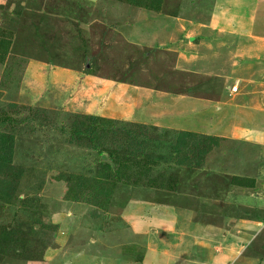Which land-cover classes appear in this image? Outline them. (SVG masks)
I'll return each instance as SVG.
<instances>
[{
    "label": "rangeland",
    "instance_id": "1",
    "mask_svg": "<svg viewBox=\"0 0 264 264\" xmlns=\"http://www.w3.org/2000/svg\"><path fill=\"white\" fill-rule=\"evenodd\" d=\"M214 2L0 0V264H264V24Z\"/></svg>",
    "mask_w": 264,
    "mask_h": 264
},
{
    "label": "crops",
    "instance_id": "2",
    "mask_svg": "<svg viewBox=\"0 0 264 264\" xmlns=\"http://www.w3.org/2000/svg\"><path fill=\"white\" fill-rule=\"evenodd\" d=\"M262 14L264 16V0H215L208 23L204 24L225 31L238 41L243 38L252 41L256 37L255 28L258 24H264ZM261 207L263 206H258L259 209ZM252 222L257 223L258 229L261 230L264 218ZM254 262V264H263L259 260Z\"/></svg>",
    "mask_w": 264,
    "mask_h": 264
},
{
    "label": "trees",
    "instance_id": "3",
    "mask_svg": "<svg viewBox=\"0 0 264 264\" xmlns=\"http://www.w3.org/2000/svg\"><path fill=\"white\" fill-rule=\"evenodd\" d=\"M0 151L3 152V156L0 155V163L8 162L9 156L12 154V137L4 134H0Z\"/></svg>",
    "mask_w": 264,
    "mask_h": 264
},
{
    "label": "built area",
    "instance_id": "4",
    "mask_svg": "<svg viewBox=\"0 0 264 264\" xmlns=\"http://www.w3.org/2000/svg\"><path fill=\"white\" fill-rule=\"evenodd\" d=\"M237 90H238V86H234V87L232 88V92H233V93L237 92Z\"/></svg>",
    "mask_w": 264,
    "mask_h": 264
}]
</instances>
